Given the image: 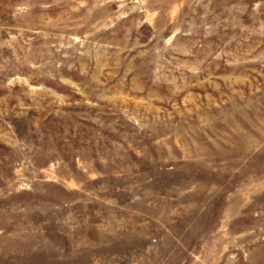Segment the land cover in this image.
Listing matches in <instances>:
<instances>
[{"label": "rangeland", "instance_id": "rangeland-1", "mask_svg": "<svg viewBox=\"0 0 264 264\" xmlns=\"http://www.w3.org/2000/svg\"><path fill=\"white\" fill-rule=\"evenodd\" d=\"M0 264H264V0H0Z\"/></svg>", "mask_w": 264, "mask_h": 264}]
</instances>
